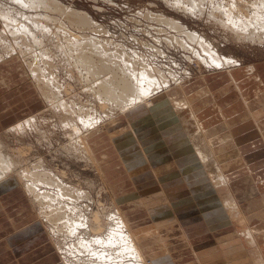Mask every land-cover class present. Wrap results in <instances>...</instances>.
Segmentation results:
<instances>
[{
  "label": "bare ground",
  "instance_id": "6f19581e",
  "mask_svg": "<svg viewBox=\"0 0 264 264\" xmlns=\"http://www.w3.org/2000/svg\"><path fill=\"white\" fill-rule=\"evenodd\" d=\"M163 1L200 19L207 13L205 2H210L208 21L218 22L233 39L264 43V0ZM145 12L141 16L158 23L152 25L156 34L147 31L156 44L142 39L139 46L144 48H133L118 41L106 26L91 21L90 13L79 14L59 0H0V68L16 62L45 108L0 130V187L23 190L61 264H264V205L257 198L264 181L252 171L245 172V200L239 201L240 186L234 187L239 178L232 177L242 173L237 169L245 159L243 136L233 131L235 125L249 122L247 116L255 117L264 144V127L259 123L264 119V69L254 65L249 70L238 64V58L222 56L204 36L173 16ZM169 45L185 49L189 64L179 66L175 60L174 66L180 67L175 69L158 60L159 53L168 57ZM224 71L228 80L223 75L208 78ZM14 73L10 67L0 83L6 85ZM247 75L253 82L246 90L239 78ZM194 78L196 87L187 90ZM81 81L85 97L72 84ZM234 86L240 95L231 94L223 104L229 96L225 93ZM254 89L257 98L250 102ZM205 93L221 111V119L233 112L229 103L243 96L244 113L224 118L231 134L210 138L201 114L209 100L196 104L192 100ZM12 136L17 141L35 138V144L56 148L67 160L76 159L86 168L101 167L103 182L115 191L121 183L120 168L115 169L113 153L106 149L109 139L132 181L147 180L158 191L148 198L142 192L133 195L141 202L129 209L138 214L129 218L119 202H127L130 193L115 195L119 202L107 206L101 191L94 196L98 186L94 180L82 177L84 186L72 180V165L54 166L37 152L28 157L37 144L13 149L8 141ZM215 145L221 150L219 158ZM142 207L149 211L141 212ZM146 214L148 220L162 215L161 223L151 225L155 230L167 221L176 223L177 218L184 230L193 227L195 233L186 229L181 240L150 235L141 222ZM188 217L199 222L187 227ZM258 219L263 224L256 229L257 224H252ZM157 244H165L166 250L153 255Z\"/></svg>",
  "mask_w": 264,
  "mask_h": 264
},
{
  "label": "rangeland",
  "instance_id": "374dc122",
  "mask_svg": "<svg viewBox=\"0 0 264 264\" xmlns=\"http://www.w3.org/2000/svg\"><path fill=\"white\" fill-rule=\"evenodd\" d=\"M59 1L62 2L63 6H68L79 14H83V12L90 13L91 14V16H90L91 21H93L96 25L102 24V25L106 26L107 29L109 28L108 30L111 32L112 35L113 34L116 35L115 38L118 37L120 39V40L117 39L118 41L123 42V43H127L130 47H133V48L138 47L139 41H143L142 39H145L146 41L150 39L151 42H153V44H156L154 42V39L150 35L147 34V31L152 30L154 32V34H156L157 31H155V30L157 28L154 29V26H152V25H155V24L157 25L158 23L154 19L150 23V18L143 17V16H141V14L144 13L145 11H146L145 13H147V10H149V9L154 13L164 12L165 14H168L171 17L173 16L177 20L181 21L183 24H185V26H187L188 28H191V30L194 29L195 31L199 32L201 34V36H204L207 39L211 48H214L215 50L219 49L222 56L226 55V56H234V57L238 58V60H239L238 64H242V67L249 68V70H251L250 66H254V65L255 66L259 65L260 71H262V69H264V43H262V44L261 43H252V42H248V41H247L248 42L247 43L246 41L243 42V41H239L237 39H233L231 37V34H229V32L224 30L221 25H218L219 24L218 22H211L210 20L208 21V18H209L208 17L209 16L208 15V12H209L208 9L210 7V2H208V3L205 2V7L207 8V13L202 17L203 19H200L196 16H192L189 14L187 15V14H185L184 11H181V10L179 11L175 8H171V6L167 5V3L163 0H59ZM206 15H208V16H206ZM141 46H139V47H141ZM180 49L181 50L179 51L178 49L173 48L172 45H169V47L168 46L165 47V50L167 51L166 53H167L168 57L166 56V58H165L164 55L159 53V59L158 60H161V59L164 60V64L166 65V67L168 64H171L170 66H174L175 60L177 61V64L179 66L182 63H185L186 61H187L186 64L187 63L189 64V62H188L189 58L186 57L187 56L186 50L182 49V48H180ZM61 64L64 65V62H61ZM186 64H184V65H186ZM10 67H11V70L15 73L8 78L6 85L0 83V130L8 127L9 125H11L12 123H14L15 121H17L19 119H22V118L24 119V117L29 115L30 113L42 111L45 109V108H43L44 105H42V103L40 102V98H39L38 94H36V92H37L36 88L34 87L33 84H31L29 82L28 79H25L26 77H23L25 75H23V73H21V71H18V66H17L16 62L12 63L11 66L9 64L2 66L0 68V77L3 74H6V72L10 69ZM174 67H175V69H180V67H177V68H176V66H174ZM65 69H66L65 67L62 69L64 73H66ZM195 70L197 71L196 68H195ZM220 75H223L222 78L227 77V80L229 78L225 71L219 72L216 75L211 74L208 76V78H214V77H217ZM64 77H67V75H64ZM10 78L12 80L11 83L9 82ZM245 78H248L247 81H244ZM245 78H243V80L239 78V81H242V83L240 82V86L247 90L248 84L252 83L253 81L251 80L250 75H247ZM196 81H197V79L194 78L193 82H188L187 83V90L188 89L192 90L193 88H195L196 87V84H195ZM25 83H26V85H25ZM79 83H81V84H79ZM72 84L74 86V89H76V87L78 88V89H76L77 91H79L77 93L80 94L81 97H83L84 96L83 94L85 92L83 89L86 88L83 85L84 83H82V81H81V82L72 83ZM10 90H12V91L8 92V93L5 92V91H10ZM235 91H236L235 86L232 87L231 90H228V92L225 94H229V96H226L225 100L222 99V103L224 104L225 101L231 96V94H234V93L239 94V93H236ZM254 91H255V89L252 92H254ZM252 92L250 93L249 96H251ZM206 95H207V93H205L204 96L202 94V97L194 95L192 97V100H193L194 104L201 102V101L209 100L207 106L201 110V114H203L205 116V120L203 119V122H208L205 124V126H206V129H208V130L210 129L209 130L210 131L209 134H211L210 138H211V136H213V138H217V137L219 138V137H221V134L224 132H229L231 134V132L229 130V126H228V129L226 127L225 121L230 119L231 117H235L236 115L244 113V109L247 108V106H244L242 104V102L244 101L243 96H241L240 99H237V100L229 103V107L233 109L232 110L233 112L230 113L229 115H226V116L223 115L224 117H223V119H221L219 116V113L221 111L219 110L218 107H214L213 100L211 101L210 98H205ZM245 97H246V95H245ZM256 98H257V93L255 91L253 93V97L251 99L249 98L250 99L249 101L252 102ZM255 110H257V109H255ZM255 110H254V112H255ZM47 115H48V117H52V115L49 112L47 113ZM224 118H226V120ZM246 118L249 120V122H245V121L240 122L237 126L235 125V128L233 129V131L236 132L238 136H243L242 142L245 143L244 144V147H245L244 148V151H245L244 157L246 160L244 159V160L240 161L239 165H243V166L241 167V169H237V170L242 171V173L239 172L236 175L232 176L234 178V180H237L239 178V183L237 182L234 184L235 188L240 186L239 191L237 192V195H238L237 199H239V201L245 200L244 194L246 192V184H247V182L243 183V181L245 179V174H246L245 172L252 171L255 176H259L262 179V181H264V169H262L263 165H264V144H262L263 143L261 141L262 139L260 137L258 129L256 128L255 117H252V118L249 117L248 118V116H247ZM238 121H242V120L238 119ZM124 123H126V121ZM259 123L261 124V129H262L264 127V119H260ZM240 125L242 127H240ZM217 126H218V128H217ZM47 129H48V127H47ZM220 129H222V130H220ZM215 135H217V137ZM247 140H250V141L247 142ZM8 141H12L11 142L12 148L14 147L13 149H15V150H17L19 147H21L22 149L25 150V146H27L29 143L35 144V142H36L35 138H32V137L28 138V139L23 138V140L21 139V140L17 141V139H14L13 136H12V139L9 138ZM62 141L64 143V142H66V139H64ZM107 141L109 143L107 144L106 149L110 148V150H111L110 153H113L112 158L115 161L114 167H115V169L120 168L118 176L121 178V183L119 185H117L119 187L115 191H114V189L111 190V187L109 185H107L105 182H103L104 177L102 176L103 173H102L101 167H97V165H95L96 166V168H95L94 165H91V167L86 168L84 163H82V162L79 163V161H77L76 159H73L74 161L72 160L73 161V163H72V161L67 160L64 155L60 154L61 151H59V149H58L59 152H56V148H54L52 150L49 149L50 150L49 151V150H47V148H48L47 146H41V145H38L36 143L37 144L36 148L33 147V150H32L33 153L31 152L32 154L30 153V155H28V157L32 158L35 155L43 154L44 156H46L48 158V160L54 166L58 165L61 168H64V165L66 163L70 164V166L72 165L71 170L69 172L71 176L73 175L72 180H75V182H77V183H80V181H81V183L84 186H85L84 183H86L85 179L94 180V182H96L98 186L96 187V189H93L94 190L93 194L95 196L99 191H101L102 192V199L104 200V202L106 203L107 206H113V203H114V205H116L115 203L119 202L117 200H120L121 198L118 197L116 200L117 202H116L115 201V195L116 196H118V195L123 196V194L130 193L128 196H126V198H128V199L130 198L131 201L129 199L127 202L123 201V202H119V203H124L122 205L124 212H126V214L129 216V218H130V216H131V218H133L134 216H137L138 214L136 215L135 212L130 211L129 209L131 207H135L136 205H139V203L141 201L139 198L133 199L131 197L133 195L135 196L136 194L138 196V192H142L141 193L142 196L148 198L151 195H153L155 192H157L158 190L155 189L156 188L155 186L150 185L149 181H147V180H142V181L139 180L138 183H134L132 181L133 179H131L132 177H130V175L126 172V170H124L121 167L123 165L120 161H118L119 157L117 159V156L115 155V153L117 151L116 150L114 151V149L112 151L113 142H110L109 139H107ZM25 144H27V145H25ZM56 147H57V145H56ZM214 147L217 150V153H218L217 156L219 158V155L221 153L219 151H221V150L218 149V145L217 146L215 145ZM228 150H230V149H228ZM228 150H226L225 153ZM36 152L39 154H37ZM223 152L224 151H222V153ZM56 153L59 156H57ZM232 171L234 172L236 170L231 169V172ZM78 173H79V175H81L80 177H79ZM247 174H249V173H247ZM84 175H85V177H84ZM107 175H108V173H107ZM82 177L85 179H82ZM259 177H257L258 178L257 180L260 179ZM251 183H252V181H251ZM15 195H18V197H20V199H21V197H23L24 199L27 198V196L24 194L23 190H21V189L17 190ZM257 198L260 199L261 204L264 205V189L257 196ZM112 199H113V201H112ZM158 199H159V201L161 200V198H158ZM29 203H30V201H29ZM244 204L245 203L243 202L242 205H244ZM245 205L247 206V204H245ZM29 208H30L29 211H30L31 216H33L34 218L35 217L37 218V216L35 215V213H37L36 209L34 207H32L31 203H30ZM146 208L147 209L142 207L141 212L148 210V207H146ZM243 208H245V207H243ZM167 213H168V211H167ZM161 216L162 215L156 217L154 215V216H152V219H150V220H148V217H150V216H148L147 214L145 216H142V219H141V222H143L142 226H144V228L148 231V233L150 235L153 234L154 236L156 235V236H159L160 238H164V239L169 238L170 240H174L175 237H177L176 239L181 238L182 235H184V233H186V229L188 231L187 233H189V232H192L193 234L195 233V231H193V227L186 228L184 230V227L177 221V218H176V223L174 222V223L170 224V222L167 221L166 222L167 224H163L160 226L159 231L155 230L154 228L151 227V225H155L157 220L159 221V223H161V221H162V219L160 218ZM188 218L191 219L190 217H188ZM198 222H199L198 219L192 218L188 223H186V226L187 227L194 226ZM261 222L262 221H260L258 219L257 221H255L252 224V227H254L257 224L254 228L259 229L260 228L259 226L263 224ZM136 223L133 222V225H134L135 229H138L139 227L137 226ZM169 224L171 225V228L175 227L177 232H176V230L172 231L170 226H167ZM157 231H158V235L156 234ZM159 232H161V233H159ZM175 232H176V235L173 236V234ZM210 239L213 240V239H215V237L211 236ZM179 240H181V239H179ZM143 241H146V240H143ZM159 243H161V242H159ZM162 243H164V241ZM169 244L173 245L174 243L173 244L169 243ZM163 245H165V244H163ZM163 245L162 244L155 245L154 247L156 248L157 253H154L153 255H158V253H160V252L164 253V250H166V247ZM149 248L150 247L147 246V249H149ZM150 253H152V252H150ZM150 253H148L149 258H153L152 257L153 255L151 256ZM186 261L191 262V261H189V259H187ZM192 261H194V260L192 259ZM169 264H180V263L170 261Z\"/></svg>",
  "mask_w": 264,
  "mask_h": 264
},
{
  "label": "crops",
  "instance_id": "0c3cea01",
  "mask_svg": "<svg viewBox=\"0 0 264 264\" xmlns=\"http://www.w3.org/2000/svg\"><path fill=\"white\" fill-rule=\"evenodd\" d=\"M17 190L0 187V264H61L45 229L31 216L29 200L15 195Z\"/></svg>",
  "mask_w": 264,
  "mask_h": 264
}]
</instances>
